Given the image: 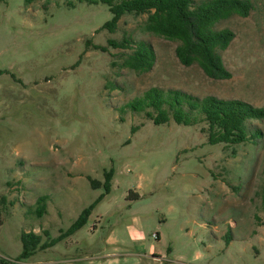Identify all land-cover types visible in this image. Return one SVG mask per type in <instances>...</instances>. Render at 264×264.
<instances>
[{
  "label": "rangeland",
  "instance_id": "1",
  "mask_svg": "<svg viewBox=\"0 0 264 264\" xmlns=\"http://www.w3.org/2000/svg\"><path fill=\"white\" fill-rule=\"evenodd\" d=\"M252 2L249 17L217 26L236 34L221 52L228 80L183 66L177 42L144 31L147 16H124L110 33L100 30L112 19L102 5L0 2V193L14 202L0 264H264V120L247 123L261 138L227 146L210 144L204 124L155 125L123 111L152 87L264 108V0ZM124 37L154 48L151 71L123 67L130 50L95 48ZM24 232L41 246L60 240L21 258Z\"/></svg>",
  "mask_w": 264,
  "mask_h": 264
},
{
  "label": "trees",
  "instance_id": "2",
  "mask_svg": "<svg viewBox=\"0 0 264 264\" xmlns=\"http://www.w3.org/2000/svg\"><path fill=\"white\" fill-rule=\"evenodd\" d=\"M3 0H0L2 2ZM79 4L102 5L107 7L112 19L100 30L115 33L124 16H147L143 29L145 32L178 43L176 56L185 67L198 65L204 74L213 80H228L232 73L225 66L221 52L226 51L234 41L236 34L229 28L217 29L223 21L234 16L247 18L254 6L252 0H77ZM32 3L33 0H26ZM71 8L74 4L69 3ZM135 44V46H132ZM95 48L107 52L109 48L130 50L123 57V67L138 73H146L156 63L154 48L145 41L135 43L124 37L121 41L109 39L106 47ZM144 113L155 125L175 122L182 126L204 124L202 132L212 145L224 144L237 146L251 139L261 138L262 133L249 136L247 123L251 120H264V108L232 99H220L215 96L199 98L180 90H163L152 87L141 96L123 106V111ZM138 128H134L136 131ZM114 171L105 174L103 186L110 193ZM93 189L100 188V181L90 180ZM11 186V183L8 184ZM137 198V195H135ZM48 196L37 201L35 214L42 218L47 213ZM103 200V196L85 209L79 219L71 226L67 234L82 228L90 212ZM264 205V195L262 196ZM14 202L6 194L0 193V227L11 211ZM41 246V236L35 233H23L21 241L25 252L21 258L28 257L36 249H46L56 244ZM37 243V244H36Z\"/></svg>",
  "mask_w": 264,
  "mask_h": 264
}]
</instances>
